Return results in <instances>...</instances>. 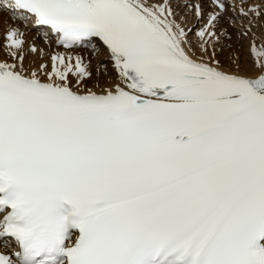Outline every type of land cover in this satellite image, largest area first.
Returning <instances> with one entry per match:
<instances>
[{"label":"snow or ice","instance_id":"snow-or-ice-1","mask_svg":"<svg viewBox=\"0 0 264 264\" xmlns=\"http://www.w3.org/2000/svg\"><path fill=\"white\" fill-rule=\"evenodd\" d=\"M179 6L0 0V264H264V0Z\"/></svg>","mask_w":264,"mask_h":264},{"label":"bare ground","instance_id":"bare-ground-1","mask_svg":"<svg viewBox=\"0 0 264 264\" xmlns=\"http://www.w3.org/2000/svg\"><path fill=\"white\" fill-rule=\"evenodd\" d=\"M181 1V5L179 9H182V13H180V15L182 17H187V26L188 27H199V25L197 24L194 15L190 14L189 9L184 7V4L188 2V0H180ZM185 11V15L183 14V11ZM177 11L178 8H177ZM8 24H21V21L19 20H14L10 18V15L6 12H0V33H2L4 31V29L8 26ZM29 28H32L33 26L31 24L28 25ZM29 40H33L35 41L37 47H41L44 48L45 51H52V49H49L48 46L44 43V39H43V33H41L39 31V29H34L33 31L30 32L29 36H28ZM55 47V46H53ZM29 59H35V57L33 56H29Z\"/></svg>","mask_w":264,"mask_h":264},{"label":"rangeland","instance_id":"rangeland-1","mask_svg":"<svg viewBox=\"0 0 264 264\" xmlns=\"http://www.w3.org/2000/svg\"><path fill=\"white\" fill-rule=\"evenodd\" d=\"M179 4L181 5V1H180V0H179ZM179 8H182V7H180V6L178 7V10H179L178 12H180V11L182 10V9H179ZM185 11H186V10L183 11V14H184V15H185ZM180 13H182V11H181Z\"/></svg>","mask_w":264,"mask_h":264}]
</instances>
